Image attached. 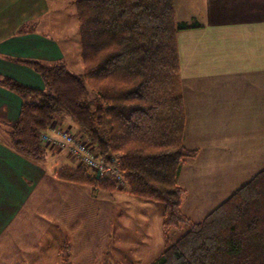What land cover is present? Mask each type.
Wrapping results in <instances>:
<instances>
[{"label": "crops", "instance_id": "obj_1", "mask_svg": "<svg viewBox=\"0 0 264 264\" xmlns=\"http://www.w3.org/2000/svg\"><path fill=\"white\" fill-rule=\"evenodd\" d=\"M73 2L0 0V76L43 90L42 78L16 59L70 70L69 36L58 12ZM174 6L178 22L199 25L179 32L177 45L184 143L197 152L178 176L187 191L181 210L200 223L264 171V0H174ZM22 102L0 86V264H114L117 206L147 208L148 201L126 186L107 193L56 177L65 167L84 168L68 154L47 147L46 159L36 161L12 149L8 129ZM53 124L88 143L70 117ZM155 238L168 246L165 237Z\"/></svg>", "mask_w": 264, "mask_h": 264}, {"label": "trees", "instance_id": "obj_2", "mask_svg": "<svg viewBox=\"0 0 264 264\" xmlns=\"http://www.w3.org/2000/svg\"><path fill=\"white\" fill-rule=\"evenodd\" d=\"M83 73L64 63L16 59L31 68L43 90L0 76V86L22 99L9 125V145L44 161L41 135L61 116L70 117L102 161L113 159L127 192L164 204L162 232L189 231L150 264H264V171L237 190L202 222L186 217L187 191L178 184L182 166L197 152L184 143L177 34L198 24L176 19L174 0H77ZM56 177L94 191L118 190L109 178L85 168H62Z\"/></svg>", "mask_w": 264, "mask_h": 264}, {"label": "rangeland", "instance_id": "obj_3", "mask_svg": "<svg viewBox=\"0 0 264 264\" xmlns=\"http://www.w3.org/2000/svg\"><path fill=\"white\" fill-rule=\"evenodd\" d=\"M58 1L62 2V0ZM72 1L77 0H70V2ZM62 7L58 13L61 12L64 18L59 23L62 30L69 36L71 60L68 65L71 72L74 74H82L83 64L81 60L80 35L75 7L72 6L71 3L68 6L63 5ZM38 29L42 32L48 31L44 26H40ZM3 135L6 137L5 133ZM64 154L66 155V153ZM124 189H127V186ZM147 203V208H141L142 204L127 206L125 202H121V204L117 206L113 217L112 239L110 241V252L116 249L113 253L117 254V261L115 260L114 264H150L153 262L152 260L160 256L169 245L174 244L180 237L189 231L188 226H182L181 231L172 232V238H170L169 233L167 242L169 245L160 247V243L157 245L155 242V237H164L161 224L165 206L159 202ZM146 235H149L148 242L145 240ZM156 248H160L159 251H156ZM148 251L153 253V255L149 256L150 259H145L148 256ZM138 256L140 257L138 258ZM107 259L106 256L105 262Z\"/></svg>", "mask_w": 264, "mask_h": 264}, {"label": "built area", "instance_id": "obj_4", "mask_svg": "<svg viewBox=\"0 0 264 264\" xmlns=\"http://www.w3.org/2000/svg\"><path fill=\"white\" fill-rule=\"evenodd\" d=\"M41 141L46 147L58 153H66L78 160L82 167L90 170L96 177L109 178L119 188L126 186L120 168L113 159L107 162L100 160L91 144L82 141L70 132L53 124L41 135Z\"/></svg>", "mask_w": 264, "mask_h": 264}]
</instances>
